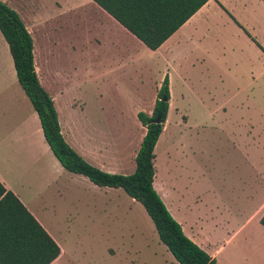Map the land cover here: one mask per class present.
Listing matches in <instances>:
<instances>
[{
  "label": "crops",
  "instance_id": "obj_1",
  "mask_svg": "<svg viewBox=\"0 0 264 264\" xmlns=\"http://www.w3.org/2000/svg\"><path fill=\"white\" fill-rule=\"evenodd\" d=\"M1 1L20 16L33 39L36 73L54 100L65 141L88 163L106 173L135 172L136 166L131 168L129 161L136 163L147 131L134 154L127 156L113 135L109 137L99 130V122L91 115L96 108L83 88L92 89L90 96L99 100L107 88L128 87L131 77L142 80L143 86L151 81L154 112L159 92L168 79L166 123L172 117L177 124L176 114L181 123L174 135L170 137V132L165 134L163 130L159 138L162 142L169 134V179L157 181L155 168L154 188L184 234L217 264H264V136L259 129L264 128V113H254L260 98L264 99V90L259 89L264 71L252 78L251 89H227L226 77L216 81L204 78L202 87L195 88L190 74L195 63L203 64L208 57L205 43L211 25L225 28L221 23H226L235 32L243 31L247 46L255 44L264 55V43L258 42L229 10V0H210L157 50L148 48L95 1L87 0L95 7L94 30L88 34L86 47L74 43L64 50L70 56L67 59L57 55L58 44L48 21L38 18L36 12L30 14V0ZM184 96L185 112L179 110L175 100ZM140 112L148 113L134 110L138 128L145 127L138 118ZM155 160L156 154L154 167ZM87 180L90 181L66 171L53 154L39 115L19 83L10 47L0 31L1 183L60 246L55 233L34 211L30 189L60 197L70 186L67 181L83 182L91 193L84 196L89 205L103 207L124 195L122 188L99 187ZM108 209L99 211L108 216ZM64 255L61 248L60 257L52 264H63Z\"/></svg>",
  "mask_w": 264,
  "mask_h": 264
},
{
  "label": "rangeland",
  "instance_id": "obj_2",
  "mask_svg": "<svg viewBox=\"0 0 264 264\" xmlns=\"http://www.w3.org/2000/svg\"><path fill=\"white\" fill-rule=\"evenodd\" d=\"M226 3L229 10L253 32L258 42L264 43V1L229 0ZM30 4L32 7L30 14L36 12L38 18L48 21L47 26H51L49 30L56 37L58 56L67 59L70 57L68 51H64L67 47L74 43L83 46L88 43V34L94 30L91 28L94 27L97 18L94 14L95 7L87 0H30ZM221 25L225 28L211 25L205 43L208 57L203 64L195 63L191 70L194 87L201 88L202 80L207 77L214 81L226 77L227 89L244 87L251 89L252 78L257 72L264 71V55L255 44L252 47L247 46V37L243 31L235 32L226 23ZM229 76L232 78H228ZM142 83L139 78L131 77L128 87L123 85L122 88H107L99 100L90 96L92 89L83 88L86 98L91 100L92 107L96 108L91 115L99 122V130L110 135L109 137L113 135L115 143L124 146L129 157L134 154L140 139L147 131L140 125L139 128L136 127L138 121L134 110L144 109L148 111L147 114H153L151 108L154 94L151 81L144 82V86ZM259 89L264 90V77L259 83ZM261 99L262 97L257 109H254L256 114H260V111L264 113V99ZM175 100L179 102V110L185 112L186 96L175 97ZM194 115L198 118L199 113L196 112ZM174 118L178 120L177 124L174 125L172 117H169L164 128L165 134L170 132V137L176 133L177 126L181 123L179 114ZM108 125L110 127H107ZM259 129L263 130L261 133L264 136V128L260 126ZM160 140L155 150V168L157 181L166 182L167 177L169 179L170 167L169 134L162 142ZM130 162V167L135 169V160L131 159ZM133 171L126 174H132ZM87 182L92 184L88 180ZM67 185H70L67 186L68 190L60 197L51 192L43 195L42 191L30 189V202L34 211L55 233L61 248L65 251L63 264L176 262L160 241L155 225L143 205L131 199L124 191H121L124 195L103 207L100 204L89 205L90 202L88 203L84 196L91 193L83 182L70 184L67 181ZM104 208H109L108 216L99 211Z\"/></svg>",
  "mask_w": 264,
  "mask_h": 264
},
{
  "label": "trees",
  "instance_id": "obj_3",
  "mask_svg": "<svg viewBox=\"0 0 264 264\" xmlns=\"http://www.w3.org/2000/svg\"><path fill=\"white\" fill-rule=\"evenodd\" d=\"M151 50L160 48L210 0H93ZM0 31L6 39L18 80L39 115L45 139L62 167L99 187L122 188L143 205L160 241L179 264H217L188 238L154 188L155 147L169 112V81L159 92L151 116L138 114L147 133L130 175L110 174L88 163L64 139L49 93L34 65V44L20 16L0 0ZM166 97V101L163 98ZM157 118L160 122L156 123ZM264 226V216L261 220ZM61 248L19 198L0 181V264H52Z\"/></svg>",
  "mask_w": 264,
  "mask_h": 264
},
{
  "label": "water",
  "instance_id": "obj_4",
  "mask_svg": "<svg viewBox=\"0 0 264 264\" xmlns=\"http://www.w3.org/2000/svg\"><path fill=\"white\" fill-rule=\"evenodd\" d=\"M163 100L166 101V97H164ZM159 122H160V118H157L156 123H159Z\"/></svg>",
  "mask_w": 264,
  "mask_h": 264
}]
</instances>
